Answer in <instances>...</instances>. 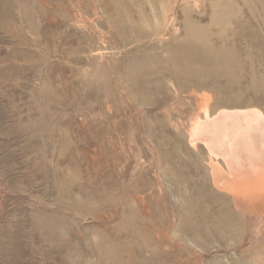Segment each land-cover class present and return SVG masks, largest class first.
<instances>
[{
  "label": "rangeland",
  "instance_id": "obj_1",
  "mask_svg": "<svg viewBox=\"0 0 264 264\" xmlns=\"http://www.w3.org/2000/svg\"><path fill=\"white\" fill-rule=\"evenodd\" d=\"M205 103L264 117V0H0V264H264Z\"/></svg>",
  "mask_w": 264,
  "mask_h": 264
},
{
  "label": "bare ground",
  "instance_id": "obj_2",
  "mask_svg": "<svg viewBox=\"0 0 264 264\" xmlns=\"http://www.w3.org/2000/svg\"><path fill=\"white\" fill-rule=\"evenodd\" d=\"M201 109L203 115L191 120L188 142L206 162L218 200L249 221H264V117L226 108L211 113L208 103Z\"/></svg>",
  "mask_w": 264,
  "mask_h": 264
}]
</instances>
